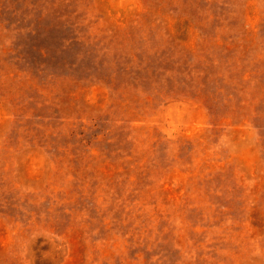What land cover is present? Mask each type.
Instances as JSON below:
<instances>
[{"label": "rangeland", "instance_id": "obj_1", "mask_svg": "<svg viewBox=\"0 0 264 264\" xmlns=\"http://www.w3.org/2000/svg\"><path fill=\"white\" fill-rule=\"evenodd\" d=\"M0 264H264V0H0Z\"/></svg>", "mask_w": 264, "mask_h": 264}]
</instances>
